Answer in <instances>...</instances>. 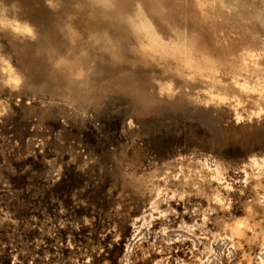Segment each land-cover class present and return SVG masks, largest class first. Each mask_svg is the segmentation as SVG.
Returning a JSON list of instances; mask_svg holds the SVG:
<instances>
[{
	"label": "rangeland",
	"instance_id": "374dc122",
	"mask_svg": "<svg viewBox=\"0 0 264 264\" xmlns=\"http://www.w3.org/2000/svg\"><path fill=\"white\" fill-rule=\"evenodd\" d=\"M51 3L57 5L54 10L45 0H0V55L11 56L22 69L27 78L25 93L44 102L43 106L25 109L24 121L12 112L0 117V242L11 245L14 241L18 248L29 249V259L35 256L42 261L48 257L51 264H86L92 255L93 264H110L105 258H111L114 264L120 250L116 237L120 236L122 246L127 247L135 236L149 231L141 229L137 233L136 229L150 219L146 212L151 209L143 203L129 202L117 214L112 201L121 194L109 195L111 178L114 182H133L156 159L148 149L160 151L156 138L173 124L196 120L215 134L221 128V110L201 107L200 96L194 100L175 96L163 107L154 106L146 98L145 103L156 119L142 121L138 128L123 132V142L107 140L103 126L97 124L98 134L75 141L77 151H83L84 144L88 151L87 160L76 157L79 167L87 163L85 172L75 171L76 164L66 162L61 165V180L55 185L33 175V171H46V166L42 167L34 157L40 137L28 136L25 122L42 124L58 116L83 125L101 118L113 121L119 110L110 109L109 105L121 94L119 89L125 82L136 75L130 68L127 52L129 28L142 32L147 39L171 38L172 49L179 50L186 59L192 61L197 55H204L215 64L226 58L236 43L258 42L264 37V0ZM200 4L205 7L198 8ZM136 8L133 17L130 10ZM6 20L12 24L26 22L33 27L37 39L6 28ZM141 24L150 34H145ZM207 80L210 86L203 91L208 100L220 103L234 99L215 90L212 75ZM240 139L249 146H264V125L249 127ZM108 144L112 146L108 148ZM184 150L185 145H172L177 154ZM25 167L29 170L23 171ZM85 219L94 223L84 225ZM11 220L19 223L17 228L10 227ZM101 248L105 253L98 258L93 249L98 253ZM21 258L27 264V258ZM10 260V248L0 251V264H10Z\"/></svg>",
	"mask_w": 264,
	"mask_h": 264
},
{
	"label": "clouds",
	"instance_id": "9594fccd",
	"mask_svg": "<svg viewBox=\"0 0 264 264\" xmlns=\"http://www.w3.org/2000/svg\"><path fill=\"white\" fill-rule=\"evenodd\" d=\"M45 2L53 10L57 7L51 0ZM137 11L130 10V15L135 17ZM4 26L13 28L8 21ZM25 34L37 39L31 27ZM127 52L136 75L125 82L119 89L121 94L109 105L119 110L113 121L101 118L83 125L58 116L42 124L25 122L28 136L40 137L34 157L46 166V171H33V175L55 185L66 162L76 164L75 171L84 173L87 163L79 167L76 157L87 160L88 151L85 144L83 151H77L75 141L98 134L99 124L107 140L123 142V132L157 118L146 105V98L154 106L163 107L175 96L193 100L200 96L201 107L221 110L220 130L210 133L196 120L173 124L156 138L160 151L148 149L156 159L133 182H114L111 178L109 195L121 194L112 201L117 214L129 202L143 203L151 209L146 212L150 219L136 229L137 233L141 229L149 231L135 236L127 247L122 246L120 236L116 237L120 250L114 264H264V146H249L240 139L249 127L264 125V37L258 42L236 43L218 63H210L204 55H197L190 63L179 50L172 49L171 38L149 40L129 28ZM209 75L219 94L234 99L220 103L208 100L203 90L210 86ZM26 88L22 69L11 56L0 55V117L12 112L24 121L25 109L43 106V101L25 93ZM172 145H185L183 154L172 151ZM111 146L108 144V148ZM83 223L91 225L94 221L85 219ZM13 225L17 228L19 223L11 220L10 227ZM76 227L79 230V225ZM60 228L65 225L60 224ZM5 248L11 249L10 264H25L21 257L27 258V264H36L37 260L39 264H51L48 257L42 261L35 256L29 259V249L18 248L14 241L11 245L0 242V251ZM93 253L99 258L105 249L98 253L93 249ZM105 259L113 264L111 258ZM86 264H93V255Z\"/></svg>",
	"mask_w": 264,
	"mask_h": 264
},
{
	"label": "bare ground",
	"instance_id": "6f19581e",
	"mask_svg": "<svg viewBox=\"0 0 264 264\" xmlns=\"http://www.w3.org/2000/svg\"><path fill=\"white\" fill-rule=\"evenodd\" d=\"M1 18H3V17H1ZM0 18V19H1ZM2 20H4V19H2ZM7 21V20H6ZM2 24V23H1ZM14 26H13V29L15 30V31H18L19 33H25V29H28L29 28V25L26 23V22H24V23H15V24H13ZM2 26V25H1ZM140 28L141 29H143V30H145V34H150L149 33V30H148V28L147 27H144V25L143 24H141L140 25ZM32 29H33V27H32ZM13 33V32H12ZM18 35V34H17ZM16 35V36H17ZM20 36H22V35H20ZM18 37V36H17ZM24 37H26V34H25V36ZM29 37V36H28ZM149 40H153V38H148ZM207 60L210 62V63H212V60L211 59H209V58H207ZM189 62L191 63V60H189ZM80 67V65H77V74L78 75H80L81 74V68H79Z\"/></svg>",
	"mask_w": 264,
	"mask_h": 264
},
{
	"label": "snow or ice",
	"instance_id": "6c2138e0",
	"mask_svg": "<svg viewBox=\"0 0 264 264\" xmlns=\"http://www.w3.org/2000/svg\"><path fill=\"white\" fill-rule=\"evenodd\" d=\"M25 31H27V29H25Z\"/></svg>",
	"mask_w": 264,
	"mask_h": 264
}]
</instances>
